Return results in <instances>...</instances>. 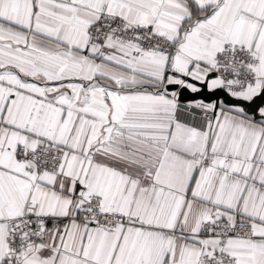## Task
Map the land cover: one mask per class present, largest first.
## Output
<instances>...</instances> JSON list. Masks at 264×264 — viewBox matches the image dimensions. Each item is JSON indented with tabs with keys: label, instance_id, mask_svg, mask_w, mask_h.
I'll return each mask as SVG.
<instances>
[{
	"label": "snow or ice",
	"instance_id": "snow-or-ice-1",
	"mask_svg": "<svg viewBox=\"0 0 264 264\" xmlns=\"http://www.w3.org/2000/svg\"><path fill=\"white\" fill-rule=\"evenodd\" d=\"M0 264H264V0H0Z\"/></svg>",
	"mask_w": 264,
	"mask_h": 264
}]
</instances>
